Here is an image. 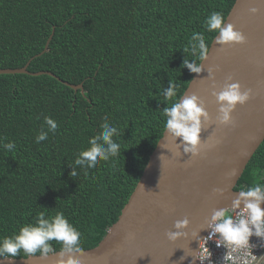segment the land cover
<instances>
[{"label":"trees","instance_id":"obj_1","mask_svg":"<svg viewBox=\"0 0 264 264\" xmlns=\"http://www.w3.org/2000/svg\"><path fill=\"white\" fill-rule=\"evenodd\" d=\"M235 0H0V69L49 72L83 84L74 91L48 75H0V238L35 223L39 212H62L96 247L127 203L164 132L163 109L181 98L200 63L185 52L193 32L217 35L206 18L227 17ZM54 34L46 53L44 46ZM172 81L177 96L166 101ZM45 117L58 125L47 139ZM121 135V154L95 168L74 164L104 118ZM14 143L8 151L3 144ZM75 168L77 175L71 176ZM264 183V140L235 187ZM53 251H63L57 241ZM33 255H40L39 252ZM23 251L14 258H26Z\"/></svg>","mask_w":264,"mask_h":264},{"label":"water","instance_id":"obj_2","mask_svg":"<svg viewBox=\"0 0 264 264\" xmlns=\"http://www.w3.org/2000/svg\"><path fill=\"white\" fill-rule=\"evenodd\" d=\"M251 8L258 11L252 13ZM225 20L244 35L245 42L220 45L214 38L199 63L202 71L194 73L183 93L197 95L208 113L202 122L199 152L185 153L179 138L163 132L117 221L96 247L81 253L50 252L47 257H9L0 264H58L68 255L80 264H196L213 212L243 209V203L232 206L239 194L235 187L264 140V0H235ZM31 60L22 68L0 69V75H48L60 81L49 72H28ZM60 82L84 93L82 83ZM226 83H239L251 95L235 107L233 123L221 125L214 93ZM185 219L188 224L179 230L182 234L170 240L167 234L177 231L175 223Z\"/></svg>","mask_w":264,"mask_h":264},{"label":"clouds","instance_id":"obj_3","mask_svg":"<svg viewBox=\"0 0 264 264\" xmlns=\"http://www.w3.org/2000/svg\"><path fill=\"white\" fill-rule=\"evenodd\" d=\"M250 12L258 11L256 8L249 9ZM207 31L216 32V42L220 45L242 44L245 42L244 35L235 30V26L226 23L222 13L213 11L205 21ZM185 52L199 54V59L206 58L208 44L205 41L203 33L193 32L189 41V46L184 49ZM183 66L190 72L199 74L202 71L198 63L190 62L188 59L183 61ZM211 76V73H210ZM177 86L169 81V86L163 91L166 101L172 100L177 96ZM216 102L219 105L217 120L221 125L233 123L232 112L235 107L244 105L250 98L251 90H241L239 83H226L223 89L214 93ZM163 115L166 118L164 123V133L172 138H179L180 144L185 153L197 154L201 146V128L202 122L208 119V113L203 106V102L195 95H183L171 103L170 107L163 109ZM47 131L42 130L36 137V141L47 139L48 132H55L58 125L50 117H45ZM121 135L120 130L104 118L101 125V131L88 141V147L82 150L75 159L77 166H86V168H95L100 161H109L111 158L118 157L121 154V145L114 140V137ZM3 148L11 151L15 148L14 143L3 144ZM71 176H76L77 172L73 168ZM241 209L242 218L234 222L233 217L224 209H217L211 216L213 232L219 233L230 242H247L250 236H264V209L261 204L264 203V183H255L247 190L239 191L237 198L233 201V207ZM246 214V218H244ZM188 221H177L174 227L175 232H169L168 238L175 240L182 233ZM50 241H57L61 244L63 253H81V233L74 227L62 212L57 211L54 215L47 216L45 212H39L35 223H29L21 226L12 236L0 238V262L9 257L14 258L23 251L27 255H33L39 252L41 256L47 255L53 251ZM58 264H80V261L74 255H68L67 259H60Z\"/></svg>","mask_w":264,"mask_h":264},{"label":"built area","instance_id":"obj_4","mask_svg":"<svg viewBox=\"0 0 264 264\" xmlns=\"http://www.w3.org/2000/svg\"><path fill=\"white\" fill-rule=\"evenodd\" d=\"M226 212L234 222L242 218L241 210L229 209ZM214 223L210 224L200 241L196 264H264V236H250L246 243L230 242L213 232Z\"/></svg>","mask_w":264,"mask_h":264}]
</instances>
